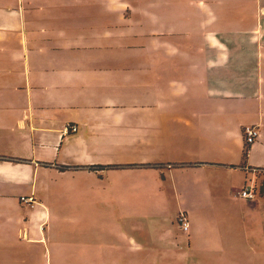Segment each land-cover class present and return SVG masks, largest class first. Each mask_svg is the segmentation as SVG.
I'll return each mask as SVG.
<instances>
[{"label": "crops", "instance_id": "obj_1", "mask_svg": "<svg viewBox=\"0 0 264 264\" xmlns=\"http://www.w3.org/2000/svg\"><path fill=\"white\" fill-rule=\"evenodd\" d=\"M92 2L102 5L96 0H80L76 5L88 7L86 13ZM72 5L69 0H0V264H43L35 252L45 244L44 238L46 243L56 241L53 222L57 216L52 202L58 200L59 188L82 180L90 186L96 176L102 179L99 173L107 170L98 167L108 163L99 155L108 148L130 147L141 155L158 150L160 159L129 165L143 172H150L144 165L154 164L159 168L150 167L151 172L165 168L168 173L201 171L208 186H220L225 176L242 172L253 178L251 185L262 205L264 175L247 169H264V51L234 53L207 47L205 54H190L197 59L191 67L199 70L198 78L171 81L172 90H163L162 98L158 88L152 106L140 108L151 111L147 115L151 123L137 132L119 118L117 70L97 68L105 54L90 52L82 40L49 32L54 12L65 10L63 17H72ZM173 48L166 52L168 57L182 53ZM225 68L230 74L223 73V79L207 76L210 69ZM219 81L226 87L208 89L203 84L209 82L213 87ZM188 93H195L201 102L193 119L182 111ZM153 94V90L149 92L150 97ZM204 100L211 106L203 105ZM70 125L78 128L77 133L65 134ZM247 126H257L260 136L244 162ZM185 143H200L209 147L208 154L223 152L227 157L220 162L206 155L203 159L202 148L192 151L183 147ZM233 145L238 148V161L231 160ZM176 152L185 160L171 161ZM169 175L167 179L178 183L179 178ZM246 186L245 182L243 188ZM231 190L226 191L227 196H232ZM234 198L235 207L260 206L257 201L236 204ZM180 213L190 222V230L181 231L198 238L203 228L187 212ZM226 215L220 217L215 230L226 243L218 244L227 246L223 262L249 264V246L264 256V230L257 228L261 225L248 228L244 240H239L233 233L237 225L230 224L234 219L227 221ZM166 256L182 258L184 254L168 251Z\"/></svg>", "mask_w": 264, "mask_h": 264}, {"label": "rangeland", "instance_id": "obj_2", "mask_svg": "<svg viewBox=\"0 0 264 264\" xmlns=\"http://www.w3.org/2000/svg\"><path fill=\"white\" fill-rule=\"evenodd\" d=\"M69 1L74 2L70 9L74 15L63 17L65 10L54 12L49 32L82 40L90 52L105 54L97 68L117 70L121 83V95L116 98L119 118L137 132L151 123L147 119L151 111L140 108L153 103L158 88L162 98L163 90H172L171 81L198 78L199 70L191 67L197 59L190 54H205L210 49L207 47L234 53L264 51V0H96L102 5L92 2L87 14L88 7L76 5L80 0ZM173 47L182 53L168 57L166 52ZM227 70L210 69L207 76L214 74L223 79ZM220 81L213 87L209 82L203 84L208 89L225 88ZM187 96L182 111L193 119L201 102L195 93ZM205 104L211 106L206 100ZM183 147L196 152L202 148L201 158L206 155L215 162L227 157L223 152L208 154L209 147L200 143H185ZM238 154L233 145L231 160L238 161ZM99 158L108 163L104 166L107 171L99 173L102 179L96 176L90 186L83 185L82 180L59 188L58 200L52 202L57 216L53 222L57 242L46 243L44 238L45 244L35 252L43 264H227L221 259L226 243L215 232L224 213L227 221L234 219L230 224L241 225L233 232L239 240H244L248 228L261 225L257 228L264 230V202L261 205L260 196L252 201H257L259 208L234 206V196L245 182L248 186L253 181L242 172L225 176L220 186H208L201 171L185 174L171 170L172 177L179 178L173 183L167 179V168L151 172L150 167H159L144 165L150 172H143L129 165L160 159L158 150L141 155L122 146L108 148ZM182 160L185 158L179 152L171 157L173 162ZM229 188L232 196L226 195ZM182 210L203 228L198 238L183 233L178 222ZM251 248L247 249L249 264H264V256ZM168 251L184 256L169 258Z\"/></svg>", "mask_w": 264, "mask_h": 264}, {"label": "built area", "instance_id": "obj_3", "mask_svg": "<svg viewBox=\"0 0 264 264\" xmlns=\"http://www.w3.org/2000/svg\"><path fill=\"white\" fill-rule=\"evenodd\" d=\"M65 134L69 133H75L77 132L76 126H68L64 130ZM260 136V131L257 126H247L244 129V139L247 144L249 145H254L258 138ZM248 172L252 174H257V173H264V169H247ZM237 199L235 201L236 204H239L241 202H251L257 198V191L256 187L254 185H249L244 188H242L236 195ZM179 225L181 226L182 230L184 232H188L190 225H189V220L186 216V214H181L179 219H178Z\"/></svg>", "mask_w": 264, "mask_h": 264}, {"label": "trees", "instance_id": "obj_4", "mask_svg": "<svg viewBox=\"0 0 264 264\" xmlns=\"http://www.w3.org/2000/svg\"><path fill=\"white\" fill-rule=\"evenodd\" d=\"M245 146H246V148H245L244 153H243V160L244 161L248 158L250 146H252V145H249L246 143ZM98 168H100L101 170H105V168L102 166H99ZM258 174H260V173H257L256 175H258Z\"/></svg>", "mask_w": 264, "mask_h": 264}]
</instances>
